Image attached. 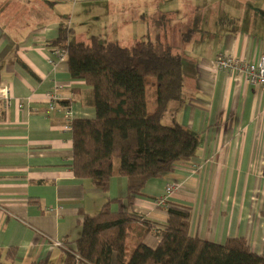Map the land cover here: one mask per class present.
<instances>
[{
    "label": "crops",
    "instance_id": "0c3cea01",
    "mask_svg": "<svg viewBox=\"0 0 264 264\" xmlns=\"http://www.w3.org/2000/svg\"><path fill=\"white\" fill-rule=\"evenodd\" d=\"M60 25L72 28L70 41L105 40L103 27L106 40L123 46L140 39L157 46L162 37L184 62V100L171 101L161 121L195 134L197 153L134 198L130 208L140 218L127 234L131 245L140 226L162 227L166 206L177 203L190 208L191 235L218 243L243 236L264 255V89L215 62L222 52L248 60L264 54V0H0V88L8 91V105L0 97V248L16 247L15 264H62L84 213L107 198L113 211L128 207L118 162L107 191L72 173L63 103L75 118L93 117L94 108L85 102L90 86L72 78L66 57L56 62L48 45ZM54 88L62 97L50 108L46 93ZM168 184L178 189L167 194ZM159 240L150 232L143 242Z\"/></svg>",
    "mask_w": 264,
    "mask_h": 264
},
{
    "label": "trees",
    "instance_id": "16d2710c",
    "mask_svg": "<svg viewBox=\"0 0 264 264\" xmlns=\"http://www.w3.org/2000/svg\"><path fill=\"white\" fill-rule=\"evenodd\" d=\"M71 34L72 28L60 25L48 45L65 52L70 76L90 86L85 102L94 108V116L71 121L70 167L75 177L88 178L107 191L118 158L116 173L126 179L128 207L113 211L114 198H107L97 212L84 213L80 235L62 264H264V255L253 251L243 236L218 243L191 235L190 208L177 203L166 206L162 227L140 226L129 249L127 234L140 218L130 208L134 198L144 194L148 181L174 171L177 163L197 153L195 134L176 121H161L171 101L184 100V62L169 47L160 53L149 39L123 46L96 35L89 41H70ZM149 77L155 79L152 109L146 96ZM150 232L160 237L155 247L143 242ZM15 257L16 247L0 248V264H15Z\"/></svg>",
    "mask_w": 264,
    "mask_h": 264
},
{
    "label": "built area",
    "instance_id": "2783aa9c",
    "mask_svg": "<svg viewBox=\"0 0 264 264\" xmlns=\"http://www.w3.org/2000/svg\"><path fill=\"white\" fill-rule=\"evenodd\" d=\"M52 52L56 55V62L63 60L66 57L65 52L59 51L56 48H53ZM49 62L53 65L54 60L50 59ZM215 62L216 68L219 71H225L231 75L242 77L246 83L264 89V54H261L256 60H248L222 52L217 55ZM0 97L3 98L5 105H8V102L6 101L8 98V91L6 88H0ZM61 97L58 88L48 91L46 93V100L49 107L53 108ZM21 103L22 101L20 102V105ZM62 116L64 129L70 131L71 121L75 118L70 106H65L63 108ZM176 189H178L176 185L168 184L165 191L169 194ZM55 244L62 245L59 241H55Z\"/></svg>",
    "mask_w": 264,
    "mask_h": 264
},
{
    "label": "rangeland",
    "instance_id": "374dc122",
    "mask_svg": "<svg viewBox=\"0 0 264 264\" xmlns=\"http://www.w3.org/2000/svg\"><path fill=\"white\" fill-rule=\"evenodd\" d=\"M91 29H94V28H91ZM102 30V35H104V38L105 40L106 39H111V36H109V34H107V32L110 30V28L108 27H103V28H100ZM153 32V29L150 27V34H152ZM157 36H160L157 35ZM88 41V40H87ZM166 41V40H165ZM157 44V49L158 51L161 53V52H164V50L166 49L165 48V42L164 40L162 39V37L158 38V42L156 43ZM154 78L153 77H149L147 79V82H146V96H147V100H148V108L151 109L152 108V103L155 102V82H154ZM115 162H118L119 163V159L118 158H115L114 159ZM126 242H127V245L129 246V249L132 247L131 243V239H126Z\"/></svg>",
    "mask_w": 264,
    "mask_h": 264
}]
</instances>
